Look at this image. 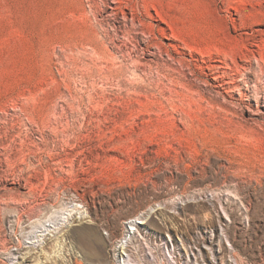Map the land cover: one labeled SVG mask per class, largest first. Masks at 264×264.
Returning <instances> with one entry per match:
<instances>
[{"label":"rangeland","instance_id":"1","mask_svg":"<svg viewBox=\"0 0 264 264\" xmlns=\"http://www.w3.org/2000/svg\"><path fill=\"white\" fill-rule=\"evenodd\" d=\"M128 263L264 264V0H0V264Z\"/></svg>","mask_w":264,"mask_h":264},{"label":"bare ground","instance_id":"2","mask_svg":"<svg viewBox=\"0 0 264 264\" xmlns=\"http://www.w3.org/2000/svg\"><path fill=\"white\" fill-rule=\"evenodd\" d=\"M53 216H54V215H53ZM50 219H51V218H50ZM40 222H41V221H40ZM131 222H132V221H131ZM131 222H130V223H131ZM134 222H135V223L132 222V223L130 224V226H131L130 228L127 227V228L129 229V231H133V229H135V228H134L135 225L142 223V222H137V221H134ZM41 223H42V222H41ZM41 223H40V224H41ZM43 224H44V223H42V225H43ZM43 226H44V225H43ZM34 227H35V226H34ZM44 228H45V227H44ZM32 231H33V230H32ZM44 231H45V230H44ZM41 232H42V231H41ZM125 239H127V238L125 237ZM125 241H126V240H125ZM127 241H128V240H127ZM126 243H127V242H126ZM126 243L122 242V244L119 246V250H120V252H121L123 249L126 248V245H125ZM128 243H129V242H128ZM127 245H128V244H127ZM117 247H118V246H117ZM130 260H131V259H129V260H127V261L131 262ZM128 264H129V263H128ZM130 264H131V263H130Z\"/></svg>","mask_w":264,"mask_h":264}]
</instances>
